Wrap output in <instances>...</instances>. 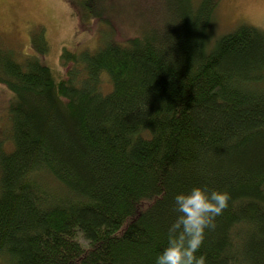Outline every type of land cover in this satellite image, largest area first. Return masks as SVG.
<instances>
[{
    "label": "trees",
    "instance_id": "obj_1",
    "mask_svg": "<svg viewBox=\"0 0 264 264\" xmlns=\"http://www.w3.org/2000/svg\"><path fill=\"white\" fill-rule=\"evenodd\" d=\"M154 1L137 35L63 49L61 79L35 34L32 55L0 45V264H155L193 187L230 194L196 255L264 264V32L215 36L220 0H160L147 25Z\"/></svg>",
    "mask_w": 264,
    "mask_h": 264
},
{
    "label": "rangeland",
    "instance_id": "obj_2",
    "mask_svg": "<svg viewBox=\"0 0 264 264\" xmlns=\"http://www.w3.org/2000/svg\"><path fill=\"white\" fill-rule=\"evenodd\" d=\"M85 3L87 0H0V45L12 49L20 58L32 55L36 53L30 47L35 34L39 43L44 41V55H40V59L61 79L64 70L59 57L63 49H94L101 34L114 35L116 38L112 39L115 40H125L130 34L137 35L134 15H144L148 9L155 8L154 0H105L106 4H95L94 0H89V7L96 5L100 10V17L93 18L83 14ZM158 4L156 11H149L145 18L147 25H155L161 16L167 20V5H162L160 0ZM240 24L264 32V0H220L213 24L214 35L228 33ZM11 98L10 92L0 86V147L4 143L3 152L12 149L6 138L5 125L6 104Z\"/></svg>",
    "mask_w": 264,
    "mask_h": 264
},
{
    "label": "clouds",
    "instance_id": "obj_3",
    "mask_svg": "<svg viewBox=\"0 0 264 264\" xmlns=\"http://www.w3.org/2000/svg\"><path fill=\"white\" fill-rule=\"evenodd\" d=\"M174 200L178 215L168 229V246L155 264H206L205 256L196 253L205 239V230H213L216 217L227 209L230 194L193 187L188 193L177 194Z\"/></svg>",
    "mask_w": 264,
    "mask_h": 264
}]
</instances>
